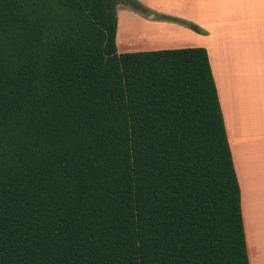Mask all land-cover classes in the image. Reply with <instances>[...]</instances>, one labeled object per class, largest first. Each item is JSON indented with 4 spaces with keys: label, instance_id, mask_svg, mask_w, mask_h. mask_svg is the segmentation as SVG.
I'll use <instances>...</instances> for the list:
<instances>
[{
    "label": "trees",
    "instance_id": "obj_1",
    "mask_svg": "<svg viewBox=\"0 0 264 264\" xmlns=\"http://www.w3.org/2000/svg\"><path fill=\"white\" fill-rule=\"evenodd\" d=\"M119 4L0 0V264H250L207 49L119 52Z\"/></svg>",
    "mask_w": 264,
    "mask_h": 264
},
{
    "label": "crops",
    "instance_id": "obj_2",
    "mask_svg": "<svg viewBox=\"0 0 264 264\" xmlns=\"http://www.w3.org/2000/svg\"><path fill=\"white\" fill-rule=\"evenodd\" d=\"M140 1L155 13L147 18L125 8L143 30L134 25L131 32L141 33L131 41L119 18L117 49H207L241 186L250 264H264V0ZM159 16L196 24L203 33Z\"/></svg>",
    "mask_w": 264,
    "mask_h": 264
},
{
    "label": "rangeland",
    "instance_id": "obj_3",
    "mask_svg": "<svg viewBox=\"0 0 264 264\" xmlns=\"http://www.w3.org/2000/svg\"><path fill=\"white\" fill-rule=\"evenodd\" d=\"M125 8L128 10H131V11H133V12H136V11H134V10H132L131 8H129L128 6H126V5H123V4H119L118 6H117V16H118V19L120 18V21H121V26L123 27V25H125V27L127 28V32H125V37L127 38L128 36H130L129 37V39L131 40V41H133L134 40V35H133V38H132V35L131 34H136V35H138V33H141V31H137L136 30V33H133V32H131L132 30H135L134 28H135V26H136V28H137V26L138 27H140L141 28V30H143L142 29V27L140 26V25H138L135 21H130L128 18H126L125 16H126V12L124 11L123 12V10H125ZM120 10V11H119ZM137 13V12H136ZM146 17V16H145ZM150 17V16H149ZM148 18V17H147ZM174 18V17H173ZM178 19V18H177ZM135 25V26H134ZM135 32V31H134ZM122 34H123V31L121 32V37H122ZM136 37H138V36H136Z\"/></svg>",
    "mask_w": 264,
    "mask_h": 264
}]
</instances>
